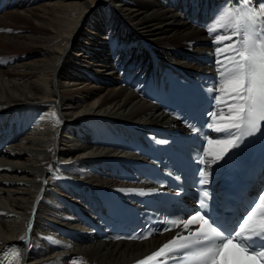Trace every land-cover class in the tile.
Masks as SVG:
<instances>
[{"label":"bare ground","instance_id":"bare-ground-1","mask_svg":"<svg viewBox=\"0 0 264 264\" xmlns=\"http://www.w3.org/2000/svg\"><path fill=\"white\" fill-rule=\"evenodd\" d=\"M257 1L247 6L258 9ZM245 6L0 0V253L14 244L23 264H125L154 248L155 238L89 241L83 223L121 158L114 144L126 132L117 122L167 120L144 97L160 76L158 61L195 68L197 55L217 58L209 28L222 10ZM230 28L226 18L218 34ZM218 148L208 144L211 158Z\"/></svg>","mask_w":264,"mask_h":264},{"label":"snow or ice","instance_id":"snow-or-ice-1","mask_svg":"<svg viewBox=\"0 0 264 264\" xmlns=\"http://www.w3.org/2000/svg\"><path fill=\"white\" fill-rule=\"evenodd\" d=\"M247 2L250 0H246L243 9L222 10L209 28L214 43L221 46L216 49L218 86L209 89L216 92L214 98L217 111L210 114L212 123L207 126L222 133L224 138L208 140L209 144L219 146L212 158L206 159L207 149L204 155L198 157L197 162L203 166L199 169L201 185L210 183L213 164H219L233 150L240 149L248 137L261 133V125L264 123V4L257 9L255 6H247ZM226 18L231 25L230 33L218 34ZM224 41L230 43L224 44ZM225 49L228 51L225 52ZM222 96L227 99L222 100ZM52 118L54 123H59L56 113H52ZM217 119L223 122L217 123ZM193 131H196L195 127ZM118 190L142 196L149 194L137 189ZM210 199L211 193L205 189L198 200L200 211L187 218L165 221L169 227L164 231H169L172 226L183 225L188 229L190 225H197L195 231H190L187 236L173 237L157 251L138 260L137 264H157V261L167 264L168 260L176 261L177 264H264V211L260 212L259 220L254 219L257 209L264 208V194L257 198L258 202L253 201L246 209L242 222H238V230L233 228L232 231L221 228L207 214ZM153 234L149 230L138 237L127 239L144 240ZM231 250H235L236 254H230ZM177 253L181 255L177 257ZM19 255L17 253V264Z\"/></svg>","mask_w":264,"mask_h":264},{"label":"rangeland","instance_id":"rangeland-1","mask_svg":"<svg viewBox=\"0 0 264 264\" xmlns=\"http://www.w3.org/2000/svg\"><path fill=\"white\" fill-rule=\"evenodd\" d=\"M153 54H154V53H151V56H152ZM179 57L183 58L184 56L180 54ZM164 59H165V58H162V60H164ZM165 60H166V59H165ZM76 205H77V203H76Z\"/></svg>","mask_w":264,"mask_h":264}]
</instances>
